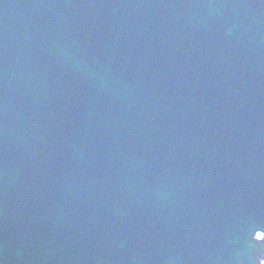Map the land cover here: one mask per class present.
Masks as SVG:
<instances>
[{
    "label": "water",
    "instance_id": "1",
    "mask_svg": "<svg viewBox=\"0 0 264 264\" xmlns=\"http://www.w3.org/2000/svg\"><path fill=\"white\" fill-rule=\"evenodd\" d=\"M200 226L179 264L264 261V0H0V264Z\"/></svg>",
    "mask_w": 264,
    "mask_h": 264
}]
</instances>
